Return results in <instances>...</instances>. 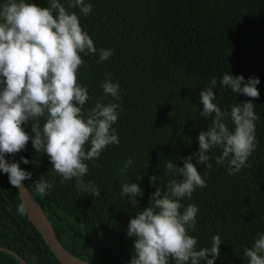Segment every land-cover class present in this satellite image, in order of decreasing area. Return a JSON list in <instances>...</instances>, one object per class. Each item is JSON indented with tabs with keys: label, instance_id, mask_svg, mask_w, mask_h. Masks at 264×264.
Masks as SVG:
<instances>
[{
	"label": "trees",
	"instance_id": "16d2710c",
	"mask_svg": "<svg viewBox=\"0 0 264 264\" xmlns=\"http://www.w3.org/2000/svg\"><path fill=\"white\" fill-rule=\"evenodd\" d=\"M7 0H0V6ZM48 7V0H28ZM92 11L75 12L94 42L96 53H81L84 65L78 82L87 88L86 114L100 100L121 107L115 128L119 144L107 146L96 160L85 161V183L93 181L100 196L82 192L76 180L61 183L46 154L37 153L31 139L26 149L6 154L11 162L32 174L27 188L51 222L64 248L75 257L93 264H129L134 255V238L127 235L130 219L147 207L158 187L167 191L170 176L165 162L183 167V158L198 151V135L207 131L212 118L200 116V92L213 77L217 85L215 103L222 111L230 105L251 100L259 119L255 122L257 147L240 172L229 175L227 160L217 147L209 153L211 169L196 164L207 187H197L181 203L198 207L197 222L189 235L196 248L211 247L212 237L221 238L220 255L214 264H248L243 255L264 233V0H85ZM100 49H112L108 60H99ZM225 73L259 78L258 99L237 95L219 81ZM111 78L120 85L119 100L105 96L102 82ZM214 118V117H213ZM41 126L45 118L37 121ZM229 130L234 125L225 119ZM32 121L22 127L31 132ZM90 148V143L85 146ZM21 157L30 163L24 164ZM129 157L133 163L124 172ZM228 159H231L229 157ZM36 161V163H33ZM157 176L153 186L150 177ZM136 176H140L139 181ZM43 178L53 185L46 194L35 189ZM138 183L143 195L132 206L121 195V185ZM17 188L0 171V248L13 251L26 264H61L43 236L29 221ZM183 211V209H181ZM211 258L210 256L208 257ZM0 264H22L14 255L0 251ZM169 264H175L169 259ZM201 264H204L201 261Z\"/></svg>",
	"mask_w": 264,
	"mask_h": 264
},
{
	"label": "clouds",
	"instance_id": "9594fccd",
	"mask_svg": "<svg viewBox=\"0 0 264 264\" xmlns=\"http://www.w3.org/2000/svg\"><path fill=\"white\" fill-rule=\"evenodd\" d=\"M79 7L85 15L92 11L85 0H67V8ZM60 0H48V7H40L28 0H7L0 6V171L6 173L14 187L30 180L32 174L20 168L19 162L8 163L5 154H15L26 149L31 139L37 153L46 154L52 170L62 177L61 183L75 178L76 187L82 192L99 197L100 190L93 181L82 179L88 173L85 161L96 160L109 145L119 144L112 126L117 122V103L104 104L98 100L86 114L82 111L89 100L88 90L78 82L77 73L84 65L81 53H96L93 40L81 27L75 12H69ZM112 49H100L99 60L106 61ZM237 95L258 99L259 78L225 73L219 81ZM215 77L200 92L203 109L200 116L212 118L207 131L198 135L199 148L191 156L183 158V167L172 160L165 162L168 180L167 191L156 187L149 197V204L130 219L127 235L134 238V255L129 264H214L219 258L222 244L219 235L212 237L211 247L197 250V239L189 235L197 222L198 207L183 205L194 190L206 188L207 169H211L209 153L219 147L222 154L216 163L229 165V175L240 172L257 147L255 136V104L249 100L230 105V112L222 111L213 89ZM105 96L119 100L120 85L106 78L102 82ZM45 118L41 126L37 121ZM214 117V118H213ZM230 118L234 128L229 130L225 119ZM32 121L29 135L22 127ZM90 143V148L85 146ZM231 157V159H228ZM205 165L204 177L196 164ZM24 164L30 161L21 157ZM36 163V161H33ZM133 160L129 157L123 173ZM140 176H136L139 181ZM153 186L157 176L150 177ZM53 187L43 178L35 182V189L46 194ZM29 189V188H28ZM30 190V189H29ZM31 191V190H30ZM32 193V192H31ZM121 195L136 206L137 197L143 195L138 183L121 185ZM183 209V211H181ZM17 211L25 212L20 204ZM248 264H264V233L251 247L244 249ZM211 257L210 259L208 257Z\"/></svg>",
	"mask_w": 264,
	"mask_h": 264
},
{
	"label": "water",
	"instance_id": "95a60500",
	"mask_svg": "<svg viewBox=\"0 0 264 264\" xmlns=\"http://www.w3.org/2000/svg\"><path fill=\"white\" fill-rule=\"evenodd\" d=\"M5 160L8 163H12L6 157V154H5ZM16 188L19 193L20 200L22 204L25 206V212L28 216L29 221L37 229V231L43 236L45 243L49 246V248L55 254V256L57 257V259L60 261L61 264H93L75 257L64 248V246L57 238L51 222L49 221L48 217L46 216L40 205L33 197L31 191L26 187L24 181L21 182V187H16ZM0 251L12 254L17 259H19L22 264H26V262L13 251H9L3 248H0Z\"/></svg>",
	"mask_w": 264,
	"mask_h": 264
}]
</instances>
